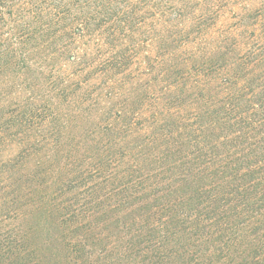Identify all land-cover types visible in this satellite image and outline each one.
Listing matches in <instances>:
<instances>
[{
  "label": "trees",
  "instance_id": "16d2710c",
  "mask_svg": "<svg viewBox=\"0 0 264 264\" xmlns=\"http://www.w3.org/2000/svg\"><path fill=\"white\" fill-rule=\"evenodd\" d=\"M157 1L0 0V264H264V43L250 73L76 98L119 99Z\"/></svg>",
  "mask_w": 264,
  "mask_h": 264
},
{
  "label": "rangeland",
  "instance_id": "374dc122",
  "mask_svg": "<svg viewBox=\"0 0 264 264\" xmlns=\"http://www.w3.org/2000/svg\"><path fill=\"white\" fill-rule=\"evenodd\" d=\"M158 1L165 7L166 17H153L146 25L134 18L132 26L121 29L114 45L112 54L122 56L126 62L113 86L119 99L115 94L107 97L108 87L99 88L102 75L82 84L76 98L98 87L95 93L102 94L100 102L106 106L135 93L142 95L146 89L152 93L160 75L172 66L193 75L250 73V51L254 45L264 43V0ZM78 45L82 50L94 51V43L81 40ZM112 54L104 52L103 56ZM79 120L73 123L81 127Z\"/></svg>",
  "mask_w": 264,
  "mask_h": 264
}]
</instances>
